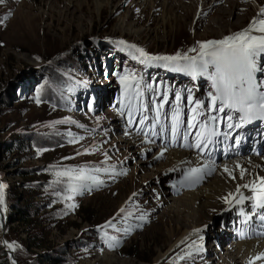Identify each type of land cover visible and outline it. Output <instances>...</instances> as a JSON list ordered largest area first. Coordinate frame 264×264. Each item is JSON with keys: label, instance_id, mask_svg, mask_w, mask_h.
I'll return each instance as SVG.
<instances>
[{"label": "rangeland", "instance_id": "obj_1", "mask_svg": "<svg viewBox=\"0 0 264 264\" xmlns=\"http://www.w3.org/2000/svg\"><path fill=\"white\" fill-rule=\"evenodd\" d=\"M81 1L85 5L75 14L76 20L68 16L74 6L66 0H4L0 4V184L6 185L3 237L15 242L13 259L7 253L0 255V264H154L159 255L160 264H242L239 245L260 238L233 244L223 232L218 239L221 251H216L212 241L224 213L200 221V246L195 247L192 237L178 245V236L170 243L176 233H172L175 222L169 219L170 213L165 218L164 212L186 218L182 231L191 233L194 207L188 199L198 188L183 195L172 194L169 182L177 170L171 163L172 153L188 152L159 145L151 154L152 144L143 137L139 123V115L157 114L160 102L152 101L155 94L159 96L154 85L161 92L170 85L175 98L170 101L167 96L168 106L187 110L191 116L193 105L188 103V95L207 104L211 85L206 84V77L201 80L199 76L197 93L189 75L157 66L162 62L142 64L134 50L125 46L135 45L151 55L183 54L195 45L199 50L190 37V23L196 16L191 13L187 18L181 9L183 15L176 13L179 20L162 27L156 18L150 22L148 11L131 9L128 1L115 0L102 15L94 10L93 0ZM248 1L245 28L264 8V0L259 4ZM123 2L122 11H115ZM5 16L8 18L3 19ZM124 18L132 32L148 29L155 33L150 39L136 41L126 34L122 37L119 31L127 28L119 21ZM242 27L236 31L244 30ZM223 33L221 39L232 35L228 28ZM214 37L209 35L205 41ZM126 72L135 74L146 97H133L132 92L122 90L118 76ZM169 73L173 76L167 77ZM145 85L151 87L146 90ZM125 98H133L132 105L138 108L131 109V124L125 105L117 103ZM183 115L186 124L189 117ZM137 121L139 132L135 136L130 129ZM151 125L152 119L145 131ZM150 140L154 142V137ZM38 149L45 151L38 153ZM68 168L107 171L93 173L104 182L102 186L82 189L79 194L66 191L67 177L55 174ZM216 177L211 176L207 184ZM163 199L167 201L162 203ZM204 202L193 205L199 207ZM71 204L76 207L70 208ZM183 206L188 210H182ZM142 215L144 220L139 219ZM109 221L112 227L107 226ZM202 247H207L206 256Z\"/></svg>", "mask_w": 264, "mask_h": 264}, {"label": "snow or ice", "instance_id": "obj_2", "mask_svg": "<svg viewBox=\"0 0 264 264\" xmlns=\"http://www.w3.org/2000/svg\"><path fill=\"white\" fill-rule=\"evenodd\" d=\"M4 0H0V4ZM259 18H254L247 28L232 35L225 36L221 40H208L198 42L199 50L190 48L187 53L180 52L174 55H151L143 49L135 45H125L127 48L133 49L139 53L136 59L140 60L142 64L150 62H162L157 66L164 67L169 71L181 72L196 79L198 76H204L210 81L211 91L208 93V102L205 104L202 100H194L192 95H188L187 101L192 104L191 111L194 113L192 121H196V117L204 115L205 111H215L216 113H225L224 119L232 121L234 118L237 123H228V128H240L243 124L252 123L253 121H264V79H258V73H264V8L258 14ZM5 16L3 19H7ZM259 33V34H256ZM118 43L124 44V41ZM196 53V55H189V53ZM142 58V59H140ZM118 80L122 85V90L125 92H132L137 98L143 96L140 91V81L136 78L134 73L126 72L118 76ZM146 89L150 85L144 86ZM160 104L157 106V119L160 115V109L163 108L164 103L167 102V92L163 94ZM36 103H40V89L36 90ZM177 100L180 96L177 95ZM200 110V111H198ZM132 110L129 106V123L131 120ZM147 117L142 116L139 123H144ZM217 116H208L206 121H217ZM206 121L199 122V131L196 133L197 139L195 145L189 144L188 147H196L203 151L207 148L209 143H212L211 137L219 135V133L209 126ZM59 123V121H57ZM181 124L180 109L177 108L173 115V124L171 126V133L173 137L178 134V129ZM193 122L188 123V127H195ZM155 127V125H153ZM187 134H185V139ZM75 142V141H73ZM45 151V149H38V153ZM80 154V153H78ZM163 156V151L160 154ZM160 157H157L159 159ZM237 167H240L237 165ZM225 172H229L225 167ZM107 171V169H73L68 168L57 171L55 174L59 177H67L66 191L72 193L82 194V189H89L95 187L99 188L103 185V181L93 173ZM202 169L192 168L185 173V181L189 184L199 183L202 179L200 175ZM119 174V173H117ZM245 172L241 170L240 178L243 179ZM235 179V177H232ZM258 181V183H257ZM6 185L0 184V212L5 210V196L4 189ZM241 188L247 189L252 193L250 197L241 192ZM133 195H136L133 193ZM236 203H243L245 200L253 201V209L264 210V177H257L252 183L238 185L235 192L228 193L227 196L222 197L226 204H230L232 199L237 198ZM65 199H71V196H66ZM70 208H75V204L69 205ZM124 212L122 208L120 210ZM131 215V213H129ZM144 216L139 219L144 220ZM264 220V216H261ZM107 226L112 227V222L109 221ZM8 248L13 249L15 242H3ZM256 260L264 259V253L255 257ZM253 264V261H250Z\"/></svg>", "mask_w": 264, "mask_h": 264}, {"label": "bare ground", "instance_id": "obj_3", "mask_svg": "<svg viewBox=\"0 0 264 264\" xmlns=\"http://www.w3.org/2000/svg\"><path fill=\"white\" fill-rule=\"evenodd\" d=\"M114 1L115 0H93L94 10L97 11L99 15H102L103 13L106 12V9H108V6ZM127 1L130 2L131 9L136 8L138 11H148L149 14L151 15L150 22H152V19L156 18L157 24L162 25V27L166 26L167 24H170L174 20L176 21L179 20L180 18L177 16V14H179L180 16V13H182L180 11L181 9L182 11L184 10L186 12L185 16L187 18L192 13L194 16H196V18L193 22L190 23V27H193V32H191L190 37H191V40L194 39V41H196L195 43L205 41L206 37H209V35L217 36V37H214L215 40H221V37H223L224 35L223 32L227 28L228 30L230 29L232 34L239 32V31H236V29L240 26H243L242 28H245L244 27L245 25H243V23L245 21V18L247 17L246 14L248 13V10L250 9L248 0H124V2L126 3ZM253 1L259 4L261 0H253ZM124 2L121 5H119V7H117L115 11L117 12L122 11V9L125 6ZM66 3H68L67 5L69 6L70 5L74 6L73 8L74 10H72V12H69L68 16L76 20L77 18L75 14L78 13L79 10H82L85 4H83V1L81 0H66ZM74 3H76V5H74ZM199 4H203L200 10L198 9ZM173 7L177 8L176 12ZM197 9L199 10L198 13L196 12ZM111 13H114L113 9ZM132 15L134 18L135 14L133 13ZM125 21L126 19L124 18L123 20H120L119 22L122 27L127 28V23ZM69 24L72 25L71 28L73 30L74 23L70 22ZM132 29H130L128 25V28L126 30H120L119 32L122 37H123L122 34H126L128 38L130 37L134 38V41L140 40L142 39V37L150 39L151 34L155 33L154 31L148 30V29H144L143 32L142 31L132 32ZM198 30H202V33L200 34L197 33ZM195 48H197L196 45H195ZM189 55H195V53L194 54L191 53ZM261 63H264V60H261ZM261 79H264V78H261ZM196 141H197V138L195 136L193 140L194 145ZM192 150L196 152V147H194ZM172 156H173L172 159L174 162H171V163H175V168L177 169H184L186 171H189L192 168L202 169L200 173V175L202 176V179L199 183H196V188L198 189L197 191L194 192V194H192L193 198L188 199L190 206L194 207L192 208V211L190 212L191 216H193L194 218L192 219L193 220L192 223H189V227L193 228L192 229L193 231L191 233L182 231L181 224L182 222L186 221V218H180L182 216H178L168 210H166L163 215L166 218L168 213H170L171 217L169 216V219L171 220L173 218V222H175L174 224L175 227L172 226V233L174 230H176L175 231L176 233H174V235H171L172 237L170 236L171 237L170 243L174 241L178 236H181V238L176 241L178 245L182 240H184L185 242L191 239L192 237V239L195 240L194 241L195 247H197L201 245L200 244L201 238H200V234L198 233L199 231L198 228L200 227L201 220L204 221L207 216H213V215H217L220 213H224L225 215L226 212L228 211L236 212V211L245 210L243 207L246 206L247 204H244L245 202L239 203V204L236 203V199H238V197L232 199V202L230 204H226L223 201L222 197L227 196L228 193L230 192H235L238 185L252 183L253 181L256 180L257 177H264V160L262 158L252 159L248 157H243L239 159L230 160L226 163H220L218 165H214L215 168L217 169L215 174L218 177L212 180L211 184H207L210 176H208V172L205 173L204 166L209 165L210 163L205 162L199 156L192 154L191 152L183 153L179 151H174L172 153ZM168 160L170 161V158H168ZM237 165H239L240 167H237ZM225 167H227L229 172H231V176L229 175L228 172H225L224 170ZM241 170L245 172L243 179L240 178ZM232 177H235V179H233ZM241 192H243L248 197L252 195V193L248 191L247 189L241 188ZM202 200L205 202L206 201L208 202L207 203L204 202L199 207L193 205L195 204L196 201L200 202ZM166 201H167L166 199L161 200L162 203H165ZM178 201H179L178 199L173 200V203L178 202ZM252 203L253 201L249 202L250 206ZM181 209L184 211L188 210L184 206ZM4 225H5V214L4 212H2L0 214V232H1V228ZM169 249L170 250L172 249L171 244L169 246ZM239 251L242 252V256H241L243 260L242 264H250V261H253V264H264V259H261V260L255 259V257L264 253V240L255 239L251 242L242 243L239 245ZM161 260H162V255L161 256L159 255V257L154 261L155 262L154 264H160ZM208 264H211V263H208ZM223 264H227V263L224 262Z\"/></svg>", "mask_w": 264, "mask_h": 264}, {"label": "water", "instance_id": "obj_4", "mask_svg": "<svg viewBox=\"0 0 264 264\" xmlns=\"http://www.w3.org/2000/svg\"><path fill=\"white\" fill-rule=\"evenodd\" d=\"M5 225L1 228V232H0V242H1V244H2V246H3V249H4V251H5V253H7L8 254V256L11 258V259H13V250L12 249H10V248H8L3 242H4V237H3V232H4V230H5ZM14 264H15V262H13Z\"/></svg>", "mask_w": 264, "mask_h": 264}, {"label": "trees", "instance_id": "obj_5", "mask_svg": "<svg viewBox=\"0 0 264 264\" xmlns=\"http://www.w3.org/2000/svg\"><path fill=\"white\" fill-rule=\"evenodd\" d=\"M22 220H24V219L22 218ZM33 246H34V248H39L38 245H35V244H34ZM0 255H1V256H6V253H5V251L3 250V248H2L1 245H0ZM50 264H61V263L52 261Z\"/></svg>", "mask_w": 264, "mask_h": 264}]
</instances>
